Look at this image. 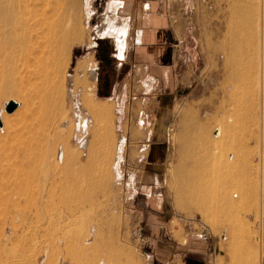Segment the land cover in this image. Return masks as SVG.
Segmentation results:
<instances>
[{"label":"rangeland","instance_id":"rangeland-1","mask_svg":"<svg viewBox=\"0 0 264 264\" xmlns=\"http://www.w3.org/2000/svg\"><path fill=\"white\" fill-rule=\"evenodd\" d=\"M63 1L80 15L83 41L72 46L64 72V98L56 114L64 118L56 132L47 125L48 138L30 159L19 141L32 105L29 95L0 99V264H189L198 255L206 264H240L241 257L264 264L259 0H185L176 15L180 82L173 95L133 70L128 24L123 37L128 57L120 55L118 34L112 31L126 22L120 8L109 13L120 0ZM108 24L113 28L103 34ZM11 100L18 106L9 113ZM187 138L211 139L219 168L226 154L236 155L234 178L215 189L234 193L230 206L221 195L218 205L225 208L216 213L183 206L177 182L179 164L190 150ZM92 144L97 152L90 160L86 147ZM67 155L73 166L93 170L96 177L82 180L84 199L65 189ZM237 188L242 196L235 194ZM86 238L89 248L82 250L78 243Z\"/></svg>","mask_w":264,"mask_h":264},{"label":"bare ground","instance_id":"bare-ground-1","mask_svg":"<svg viewBox=\"0 0 264 264\" xmlns=\"http://www.w3.org/2000/svg\"><path fill=\"white\" fill-rule=\"evenodd\" d=\"M62 2L64 1L0 0V99L5 96H14L17 94L19 95L24 92L28 93L29 95L28 97L32 102V105L29 106L27 112L25 113L24 121L20 129H24L25 131L21 134L22 137L18 134L21 137V140L19 141H21L22 144L20 145H24L23 148L21 147L22 152L24 153L23 156L27 159H30L32 157L33 149H37V147L40 148V146L43 145L42 143L44 139H46L47 134L49 135V133L47 132L48 129L54 126V132H56L59 123L64 118L59 117L60 114L59 116L56 115L57 112L61 110V101L63 100L62 97L64 93L65 82L64 72L65 68H67L68 61H70V52L72 46L75 43H81L83 41L84 34L81 24L82 21L79 17L80 15L76 17L71 9L66 6L67 4L64 5ZM258 4V16L260 19V24L257 43V74L258 92L260 96V109L263 112L264 0H259ZM116 7L117 4L113 5L109 13L112 14L116 10ZM124 24L120 25L118 29L116 28L118 32L117 34L120 37V39L118 40L120 43V50H123V37L127 31V22ZM108 27H110L109 24ZM106 29L107 27H105L104 32ZM81 64L82 67L86 65L84 61ZM92 76L94 77V75ZM87 83L88 82H86V84ZM86 104L89 108H93V105H95L89 102ZM96 107L98 108V106ZM94 111L95 109H93V113H95ZM104 114H106V112ZM207 121L209 120H206V122ZM208 123L209 122H207V124ZM41 126L43 127V130H40ZM108 129H110V127ZM192 129H200L199 132H201L204 131L205 128L201 126H194V128ZM219 132L221 138L225 139L227 137V130L225 128L222 127ZM263 140V135H261V147L259 151L260 177L258 192L261 199L264 193V149L262 148L264 142ZM203 141V143L205 144L201 143V139H199L196 143L192 138L185 139V142L190 145V150H188L186 154L184 153L186 156H184L185 162L182 161L179 164L178 172L181 174V177L178 179L177 188L178 195L182 197L183 206L185 205L186 208H203V210H205V212L203 213H206L207 211L215 212V210L223 208L222 206L218 205L220 197L222 198L223 204L227 207L228 205L230 206V204L233 203L232 195L234 193H231V191L229 190L219 192L215 189L217 188L216 185L219 182L226 181L232 176L234 178L235 174L232 170L234 168L236 155H233L232 153L226 154L225 159L220 162L221 167L219 168L217 162L215 161L213 150L214 144H212V140L203 139ZM89 145L86 147V149H88L87 155L89 159L92 160L96 156L97 151L94 144H92L91 146ZM44 148L46 147L44 146ZM196 149H203L205 150V153H201L202 155H200L199 153H197ZM97 150L99 149L97 148ZM72 161V156L67 155V164H64L65 167L63 170V175L67 182L65 189L67 192L72 194L73 197L77 198V200H81L86 198L88 195V193H85L83 190L82 180L84 181L85 179L87 181L94 182L96 181V177L93 173V170L90 172H83L80 167L73 166L71 164ZM187 161H191L192 164L189 165ZM235 191V194H240V196L243 195V191L241 189L237 188ZM219 195L221 196L219 197ZM259 206V216L262 217V203H260ZM213 218H215V216H213ZM78 244H80L82 250H88L90 241L86 238V240H83ZM107 257H110V254L107 253ZM110 263L113 262L111 261ZM248 263L249 262L247 258L241 257L240 264ZM101 264L108 263L102 261Z\"/></svg>","mask_w":264,"mask_h":264},{"label":"crops","instance_id":"crops-1","mask_svg":"<svg viewBox=\"0 0 264 264\" xmlns=\"http://www.w3.org/2000/svg\"><path fill=\"white\" fill-rule=\"evenodd\" d=\"M115 3V12L119 13L120 8L123 14L120 13L119 17L128 24L127 42L130 41L129 55L133 70L147 80L159 82L163 93H178L180 81L176 73V53L180 32L176 15L183 8L185 0H120ZM124 56L125 59L128 57L126 54ZM148 193L152 195V192ZM190 262L206 264L199 255Z\"/></svg>","mask_w":264,"mask_h":264},{"label":"water","instance_id":"water-1","mask_svg":"<svg viewBox=\"0 0 264 264\" xmlns=\"http://www.w3.org/2000/svg\"><path fill=\"white\" fill-rule=\"evenodd\" d=\"M17 106H18V103L13 101V100H11V101L6 103V111L11 113L17 108ZM1 126H2V120L0 118V127Z\"/></svg>","mask_w":264,"mask_h":264},{"label":"flooded vegetation","instance_id":"flooded-vegetation-1","mask_svg":"<svg viewBox=\"0 0 264 264\" xmlns=\"http://www.w3.org/2000/svg\"><path fill=\"white\" fill-rule=\"evenodd\" d=\"M115 13V11L112 13V14H114ZM107 27V29L105 30V32L103 33V34H105V33H110L109 31H111L112 30V27H108V25L106 26ZM111 28V29H110ZM115 30V31H114ZM114 30L112 31V32H116V33H118L117 32V30H116V28H114ZM118 39H120V37H119V35H118ZM124 47H125V45H124ZM124 47H123V50H120V48H119V51H120V55H122V54H124L123 52H124Z\"/></svg>","mask_w":264,"mask_h":264},{"label":"trees","instance_id":"trees-1","mask_svg":"<svg viewBox=\"0 0 264 264\" xmlns=\"http://www.w3.org/2000/svg\"><path fill=\"white\" fill-rule=\"evenodd\" d=\"M106 79H107V81H106V88H108L109 87V82H108L109 77L106 76Z\"/></svg>","mask_w":264,"mask_h":264}]
</instances>
